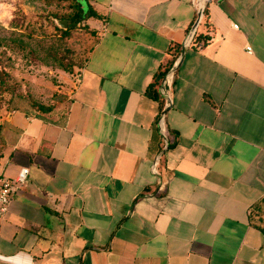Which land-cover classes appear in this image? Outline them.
Returning <instances> with one entry per match:
<instances>
[{
	"label": "crops",
	"instance_id": "0c3cea01",
	"mask_svg": "<svg viewBox=\"0 0 264 264\" xmlns=\"http://www.w3.org/2000/svg\"><path fill=\"white\" fill-rule=\"evenodd\" d=\"M77 1L98 17L68 108L5 113L0 174L28 172L0 264H264V0L205 1L201 45L200 0Z\"/></svg>",
	"mask_w": 264,
	"mask_h": 264
},
{
	"label": "rangeland",
	"instance_id": "374dc122",
	"mask_svg": "<svg viewBox=\"0 0 264 264\" xmlns=\"http://www.w3.org/2000/svg\"><path fill=\"white\" fill-rule=\"evenodd\" d=\"M74 12L72 0H0V151L13 138L6 112L36 114L47 106L42 113L52 119L68 108L67 79L83 64L92 38L85 25L62 32Z\"/></svg>",
	"mask_w": 264,
	"mask_h": 264
},
{
	"label": "built area",
	"instance_id": "2783aa9c",
	"mask_svg": "<svg viewBox=\"0 0 264 264\" xmlns=\"http://www.w3.org/2000/svg\"><path fill=\"white\" fill-rule=\"evenodd\" d=\"M198 12H199V3L197 6L196 16H197ZM201 18H202V11L200 12V16H199V19H201ZM231 27L236 28L237 26H236V24H231ZM193 35H194V31L190 30L187 42L190 41V43H191ZM199 44L201 45L202 43H199ZM245 49H246L247 53H250V47L249 46H246ZM170 75H171V71L168 74L164 75L163 79L161 80L160 87L158 89V94L160 95V97L163 98V99L161 98L162 106L160 107L159 117H158L159 120L157 123L160 127V132L162 130V117H163V113H164L163 110L167 105H169V102H168L169 100H167V98L165 96L164 85L169 84ZM27 172H28L27 167H21L17 171L15 177L12 179L5 177V176L0 174V220H1L2 216L6 213V211L8 209L9 201H10L11 197L14 195L18 185L23 183V181L25 180Z\"/></svg>",
	"mask_w": 264,
	"mask_h": 264
},
{
	"label": "trees",
	"instance_id": "16d2710c",
	"mask_svg": "<svg viewBox=\"0 0 264 264\" xmlns=\"http://www.w3.org/2000/svg\"><path fill=\"white\" fill-rule=\"evenodd\" d=\"M72 5L75 8V12L67 18L68 27H67V29L62 31L63 33L67 32L69 29L74 28L75 25H78V24H80L82 26L85 25L88 28V26L85 24V20L89 17H94V18L98 17V14L91 7L88 6L86 9H83L81 4L77 0H72ZM202 20H203V23L205 25H208V13H207L205 6L202 10ZM208 38L209 37L207 35H203L201 33H194L191 44L195 45V44H198L199 42L200 43H206ZM82 65H80V67ZM166 70L159 71V72L155 73L152 82L149 84V90L152 93V97H156V98L160 97L158 92H157V89H158L160 79ZM161 106H162V102L160 101V107ZM47 111H48L47 106H40V107H38L37 113L33 114V115L47 119L46 117H44V115L42 113V112H47Z\"/></svg>",
	"mask_w": 264,
	"mask_h": 264
},
{
	"label": "water",
	"instance_id": "95a60500",
	"mask_svg": "<svg viewBox=\"0 0 264 264\" xmlns=\"http://www.w3.org/2000/svg\"><path fill=\"white\" fill-rule=\"evenodd\" d=\"M205 1H207V0H200L199 1V12H198V14L196 16V20L194 22V26L191 29V31H194V28L196 27V24H197V22L199 20L200 12L202 11V9L204 7ZM56 23L59 25L60 28H62V29H65L66 28V20L59 19V20L56 21Z\"/></svg>",
	"mask_w": 264,
	"mask_h": 264
}]
</instances>
